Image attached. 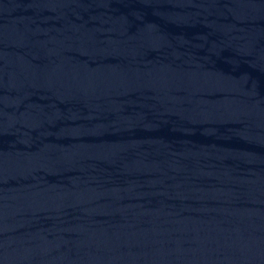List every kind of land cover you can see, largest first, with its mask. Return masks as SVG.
Wrapping results in <instances>:
<instances>
[{"label": "water", "instance_id": "95a60500", "mask_svg": "<svg viewBox=\"0 0 264 264\" xmlns=\"http://www.w3.org/2000/svg\"><path fill=\"white\" fill-rule=\"evenodd\" d=\"M0 264H264V0H0Z\"/></svg>", "mask_w": 264, "mask_h": 264}]
</instances>
